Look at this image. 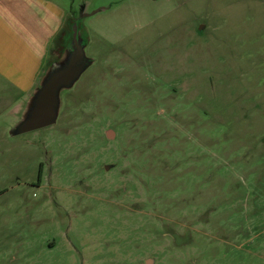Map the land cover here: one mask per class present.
I'll return each mask as SVG.
<instances>
[{
	"label": "rangeland",
	"instance_id": "rangeland-1",
	"mask_svg": "<svg viewBox=\"0 0 264 264\" xmlns=\"http://www.w3.org/2000/svg\"><path fill=\"white\" fill-rule=\"evenodd\" d=\"M79 26L57 122L0 144V264H264V0Z\"/></svg>",
	"mask_w": 264,
	"mask_h": 264
},
{
	"label": "crops",
	"instance_id": "crops-1",
	"mask_svg": "<svg viewBox=\"0 0 264 264\" xmlns=\"http://www.w3.org/2000/svg\"><path fill=\"white\" fill-rule=\"evenodd\" d=\"M127 1L0 0V144L23 134L12 130L39 86L55 40L73 12L78 14L81 7L84 12L114 9ZM146 24L134 20V27Z\"/></svg>",
	"mask_w": 264,
	"mask_h": 264
},
{
	"label": "water",
	"instance_id": "water-1",
	"mask_svg": "<svg viewBox=\"0 0 264 264\" xmlns=\"http://www.w3.org/2000/svg\"><path fill=\"white\" fill-rule=\"evenodd\" d=\"M102 9L101 7L91 12H84L81 7L78 16L76 11L73 12L71 44L65 48L59 59L49 64L39 86L29 99L21 119L13 128L14 134L42 129L57 122L62 106L63 90L72 88L85 69L94 62V58L87 55V43L84 42L79 30V20ZM107 134L110 138L114 137L113 130H109Z\"/></svg>",
	"mask_w": 264,
	"mask_h": 264
},
{
	"label": "trees",
	"instance_id": "trees-1",
	"mask_svg": "<svg viewBox=\"0 0 264 264\" xmlns=\"http://www.w3.org/2000/svg\"><path fill=\"white\" fill-rule=\"evenodd\" d=\"M73 23H74V18L72 17L68 18L64 29L60 32L59 36L56 38L55 46L51 51V58H50L49 64L53 62L54 60L59 59L61 55L63 54L65 48L71 44L72 33H73V29H72ZM79 30H80V26H79ZM83 38H84V42L88 43L89 41L88 36L86 37L83 36Z\"/></svg>",
	"mask_w": 264,
	"mask_h": 264
}]
</instances>
